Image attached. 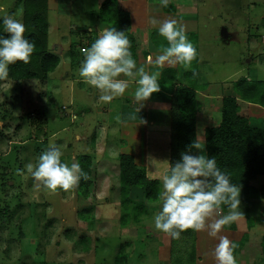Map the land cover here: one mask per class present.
I'll use <instances>...</instances> for the list:
<instances>
[{"label": "rangeland", "instance_id": "obj_1", "mask_svg": "<svg viewBox=\"0 0 264 264\" xmlns=\"http://www.w3.org/2000/svg\"><path fill=\"white\" fill-rule=\"evenodd\" d=\"M19 1L0 0V18L11 15L23 23L22 9L17 7ZM101 1H45L48 45L64 44L63 48L71 45L73 49L90 46L94 36L82 28L92 20L90 14H99ZM187 2L196 14L187 35L201 37L202 57L206 56L198 68L202 70L201 78L225 85L244 78L242 75L264 81V0ZM72 26L75 29L69 30ZM66 52L54 73L48 76L44 98L43 91L35 86L32 88L37 92L12 82L9 77L0 80V264H179L178 261L215 264L214 249L219 234L209 238L208 259L199 256L191 263L189 260L196 250L195 239L181 235L172 243L170 236L154 228L153 217L160 210V198L149 203L142 198L141 190L134 193L137 200L130 206L139 202L143 205L125 211L119 204L121 197L118 198L115 188L118 185L115 174L109 179L116 185H110L114 187L108 194L111 201H105V195H100L104 194L106 186L100 187L99 172L109 166L100 163V155L93 148L101 130L99 126H104L108 118L96 111L98 105L103 107L104 104L95 100L98 91L94 87L92 90L87 82L82 83L91 91L86 92L80 84L70 86V75V79L57 80L69 69L64 60ZM73 75L76 74L73 72ZM175 130L176 117L173 116L172 132ZM145 132L150 145L157 144L163 137L151 121ZM50 143L60 148L63 162L71 164L79 160L84 173L89 169L92 183L79 182L69 190H49L34 181L26 165L32 163L35 167L37 158ZM156 147L149 151L159 154L157 158H165L160 145ZM170 152L174 160L180 159L179 148L169 150L168 154ZM95 161L96 173L92 170ZM155 163L164 164V161L155 160ZM258 183L264 185V178L254 182ZM257 202L258 207L250 212L258 222L261 231L256 232L259 233L264 232V197ZM244 209L245 205L241 204L242 213ZM79 210L85 219L77 215ZM251 220L253 229L256 225L253 217ZM233 223L238 229L230 236L237 238L246 234L247 238L245 228L249 221L245 222L242 216ZM248 234L253 235L251 239H258L250 242L249 250L235 258L237 264H264L260 235Z\"/></svg>", "mask_w": 264, "mask_h": 264}, {"label": "clouds", "instance_id": "obj_2", "mask_svg": "<svg viewBox=\"0 0 264 264\" xmlns=\"http://www.w3.org/2000/svg\"><path fill=\"white\" fill-rule=\"evenodd\" d=\"M167 6L168 0H159ZM3 30L0 35V80L9 74V65L21 61L27 64L34 51V43L24 35L25 26L21 20L6 15L0 18ZM150 23L158 25V34L165 38L168 46L157 55L156 71L137 66L130 52V41L124 31L115 27L102 30L99 36L84 49V57L78 69L79 75L98 92V100L108 103L122 96L135 82L134 98L142 106L152 93L160 89L159 68L183 64L188 66L196 56V49L188 40L185 27L175 19L162 22L155 17ZM139 111V109H138ZM75 119V115L72 117ZM205 145L193 141L191 150L181 152L180 159L170 164L162 175L160 210L153 217V226L172 239H179L187 229L199 232L207 230L210 237H217L222 227L239 220L244 214L240 210V185L230 182L229 175L218 166L214 156L204 151ZM62 152L54 143L37 158L35 167L26 165L34 181L49 190H69L82 177L86 178L78 162L71 164L61 160ZM20 171V170H18ZM227 206L226 214L219 215L221 206ZM237 247L227 236H219L214 249L216 264H237L233 252Z\"/></svg>", "mask_w": 264, "mask_h": 264}, {"label": "crops", "instance_id": "obj_3", "mask_svg": "<svg viewBox=\"0 0 264 264\" xmlns=\"http://www.w3.org/2000/svg\"><path fill=\"white\" fill-rule=\"evenodd\" d=\"M103 1V0H102ZM101 1V2H102ZM118 9L125 11L129 14L130 20V27L129 32L133 36L134 39V57L133 59L136 61L137 66L144 65L145 70L149 72L156 71L159 66H157L154 61L157 55L161 54L164 48L168 46L167 41L164 37L158 34L157 28L158 25L154 26L150 23V18L155 17L159 21H163L165 19H175L178 21L179 24H183L185 27L186 34L190 32L191 28L190 24L195 21L196 14L194 13V8L192 7L191 3H188L187 0H168L167 6H162L159 0H115ZM100 2V3H101ZM92 20L88 22L87 26L82 28L85 31H89L93 34V42L99 36V34L105 28L112 27L108 23L98 21V14H90ZM96 21V22H95ZM98 21V22H97ZM95 22V23H93ZM50 26V25H49ZM52 29V28H50ZM75 29V26H72L71 29ZM81 30V29H80ZM49 31V27H48ZM68 33H71L69 31ZM76 34V33H73ZM72 34V35H73ZM188 40L193 44L196 49V56L191 61L188 66H184L183 64H174L169 65L165 63L162 68H159L160 76H159V83L160 89L158 92H154L151 96L142 102V106L139 107V103L134 98V91H135V82L133 81L130 84V87L125 91L122 96L114 98L111 102L105 103L98 100L99 92L95 96V100L100 103L104 104L103 107H96V111L101 115L107 116V122L104 126H99L101 128L100 133L95 137L94 143V151L100 155V163L105 167L99 172L98 180L101 182L100 187L102 185L106 186L104 194L103 189L100 188V195H105V201H111L108 198V194L111 193L115 185L109 179L113 177L115 174V180L118 184L115 188L118 193V198L120 195V184H119V156L121 154L131 155L133 158V162L138 167H142L145 170L146 177L149 180H157L160 183V192L163 191L162 188V180L161 177L165 173L166 169L171 164V152L168 154L169 150L172 149V118H173V109H174V93L177 88L179 87H192L195 92V100L197 103L196 114H195V140H199L201 143L205 145V137L204 131L206 128L209 127H216L219 125L221 121V109H222V98L224 96L234 94L231 90L232 84L236 81L240 80H252L247 75H242L244 78H239L238 80L234 81L230 85H225L222 82L218 83L217 81H204L201 78L202 70H199L201 63L205 62V54L202 57L201 52V37L195 38L188 36ZM63 46H65L63 44ZM60 44H54L52 46L48 45V35H47V48L48 51L57 56L59 61L57 66L54 68L53 71L47 74V78L45 81H38V80H11L12 82H18L21 86L27 89H33L35 86L37 89H41L43 91V98L44 94L47 92L45 84L47 83L48 76L56 70L59 66L60 62L63 60L62 54L66 52L67 55L65 56L64 60H66L69 64V69H67L66 73L61 77L58 76L57 80H62L65 78L70 79L69 75L71 76L70 86L73 83L80 84L81 89L87 91L84 88L85 79L79 75L78 69L80 67V62L84 57V49H87L85 45L82 49L81 48H72L71 45H68V48L64 47ZM75 54V56H74ZM204 58V59H203ZM249 62V60H247ZM205 66V65H203ZM202 66V67H203ZM208 67V65H206ZM207 70V69H206ZM76 74L75 76L73 75ZM213 74V73H212ZM214 75V74H213ZM48 79V80H47ZM54 81V80H52ZM257 81V80H256ZM26 82H30L28 84ZM207 83L204 87L203 83ZM212 82L213 84H210ZM264 82V81H259ZM14 84V83H13ZM88 84V83H87ZM38 85V86H37ZM39 87V88H38ZM89 88L93 90V86L89 85ZM91 92V91H89ZM88 92V94H90ZM93 92V91H92ZM42 95V93H41ZM239 105V113L245 116L249 124L253 127L257 128H264V107H261L257 104L247 103L241 100L237 101ZM139 109V111H138ZM154 124L157 127L158 133H163V137L158 139L159 142L155 145H150L149 140L146 136L145 129L150 124ZM160 145L164 152V157H159V154H152L149 150L151 148H157L156 146ZM199 150H195L198 152ZM205 151V147H204ZM155 160H163L164 164L162 163H155ZM93 172L96 173L95 166L96 161L93 164ZM99 171V170H98ZM98 174V173H97ZM96 174V176H97ZM95 176V175H94ZM264 176H258L256 179L250 182V185L253 186L255 189L259 190L264 185L258 183L255 185L254 182H260L263 180ZM92 179V177H91ZM111 185V186H110ZM109 187V188H108ZM142 190V191H141ZM141 191L142 198L144 197V190L141 187H132L129 190V198L131 203L136 201L134 193H138ZM107 197V198H106ZM160 198V195H159ZM158 198V199H159ZM263 198L261 196L256 198H251L248 201H245L244 196L240 192V203L245 205V209L243 210V219L246 222V215L254 220V224L256 225L255 228H245V233H247V240L244 248L240 253H237L234 257H239L243 251L249 250V245L251 246L250 242H254L255 239H251L250 234H259V238L262 239L264 236V232H256L257 230L261 231L258 227V222L252 216V212L250 209L258 207V200ZM121 199V198H120ZM147 200V199H146ZM149 203H154L157 200L149 201ZM112 203V202H111ZM120 204V201H119ZM138 204H142L139 202ZM138 204L134 203L133 206H137ZM240 204V206H241ZM143 205V204H142ZM132 206V207H133ZM121 207V205H120ZM248 208V209H247ZM261 211V209H260ZM220 215L222 212L220 211ZM264 210H262V214ZM256 222V223H255ZM236 223V222H235ZM264 223V222H263ZM234 229L230 230L227 228L222 227L219 232V236H227L231 241H238L242 238L230 236V234L236 233L238 226L235 224ZM255 232V233H254ZM162 235H166L165 233ZM210 236L208 235L207 230L199 231L194 233V241H195V260L199 256L207 257L208 251V244ZM171 240V238H170ZM213 242V241H212ZM219 241H217L218 243ZM257 242V241H256ZM250 243V244H249ZM249 247V248H248ZM216 264V263H215Z\"/></svg>", "mask_w": 264, "mask_h": 264}, {"label": "trees", "instance_id": "obj_4", "mask_svg": "<svg viewBox=\"0 0 264 264\" xmlns=\"http://www.w3.org/2000/svg\"><path fill=\"white\" fill-rule=\"evenodd\" d=\"M45 1L47 0H20L17 4L23 13L24 35L34 43L35 47L27 64L17 61L15 64L9 65L7 77L11 80L45 81L47 74L53 71L58 64V57L51 54L47 48L48 24ZM98 13L100 21L125 32L130 41V52L133 58L135 46L133 36L129 32V14L118 9L115 0H103L100 3ZM0 35H7L3 30L2 22H0ZM231 90L233 95L230 94L222 98L219 125L206 128L204 131L205 152L207 155L215 157L217 166L229 175L230 182L240 185L241 193L245 201H248L251 198L264 197V186L257 190L250 185V182L258 176H264V128L251 126L248 119L239 113L237 101L241 100L264 107V82L240 80L232 84ZM173 103L176 130L172 132L171 136L172 149L176 147L181 152L191 150L195 153V149L189 148L190 144L195 141L197 103L193 88L189 86L177 88ZM174 161L176 162L171 154V164ZM77 162L79 163V160ZM90 165L92 167V164H88V167ZM90 173L91 171L88 169L86 178L82 177L79 182L90 185L92 183ZM119 184L120 204L125 211L131 209L133 211V208L136 207L130 206L131 200L128 194L132 187L143 188L144 197L149 201L157 200L160 195L159 181L147 179L145 170L134 164L131 155L121 154L119 156ZM84 192L86 194V191ZM81 194L86 197L84 193ZM80 211L77 215L85 219ZM227 211V206L222 205V215L226 214ZM245 215L246 220L249 221L248 228H250L252 220L246 212ZM234 227V223L224 226L230 230ZM194 233L195 231L192 229H187L181 235L190 236L194 239ZM245 235L235 242L237 247L234 249V256L244 248L247 242ZM171 241L173 243L172 238ZM260 248L264 252V236L261 239ZM195 259V250H193L189 261L193 263ZM178 263L181 264L182 262L178 261Z\"/></svg>", "mask_w": 264, "mask_h": 264}]
</instances>
